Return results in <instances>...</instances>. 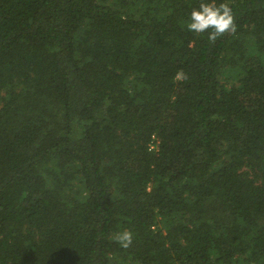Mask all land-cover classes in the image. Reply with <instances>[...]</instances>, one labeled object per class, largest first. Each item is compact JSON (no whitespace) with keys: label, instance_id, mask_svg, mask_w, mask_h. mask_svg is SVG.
<instances>
[{"label":"trees","instance_id":"16d2710c","mask_svg":"<svg viewBox=\"0 0 264 264\" xmlns=\"http://www.w3.org/2000/svg\"><path fill=\"white\" fill-rule=\"evenodd\" d=\"M226 2L211 43L201 0H0V264H264V0Z\"/></svg>","mask_w":264,"mask_h":264},{"label":"clouds","instance_id":"9594fccd","mask_svg":"<svg viewBox=\"0 0 264 264\" xmlns=\"http://www.w3.org/2000/svg\"><path fill=\"white\" fill-rule=\"evenodd\" d=\"M187 30L195 34H207L211 43H215L219 37L226 33L231 34L236 31L235 17L232 7L228 2L217 3V0H201L198 8H193L188 21L186 22ZM177 79H187L183 70L177 73ZM115 240L122 248H129L133 243V233L125 229L115 236Z\"/></svg>","mask_w":264,"mask_h":264}]
</instances>
